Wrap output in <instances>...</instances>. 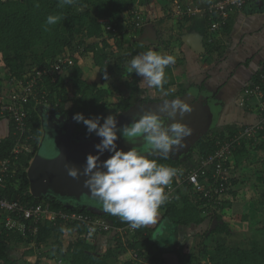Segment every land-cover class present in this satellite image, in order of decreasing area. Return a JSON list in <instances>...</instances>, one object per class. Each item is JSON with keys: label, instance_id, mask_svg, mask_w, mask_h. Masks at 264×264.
<instances>
[{"label": "trees", "instance_id": "obj_1", "mask_svg": "<svg viewBox=\"0 0 264 264\" xmlns=\"http://www.w3.org/2000/svg\"><path fill=\"white\" fill-rule=\"evenodd\" d=\"M156 2L163 10L161 12L163 14L159 11L162 17L158 20L162 23L165 20L163 16L165 4L162 5L164 0H76L74 5L64 7L58 6L59 0H0V71L4 73L6 87L14 90L37 70L42 72L43 80L42 82L39 80L41 83L24 105L29 114L28 132L34 136L31 144L35 150L32 153L21 151L12 159L11 172H14V175L8 176L4 187H0L3 196L28 204L46 202L56 210L101 216L116 226L128 225L118 216L109 215L103 210L97 213L82 205L68 206L58 197H35L30 190L28 168L39 149L43 136L40 116L42 108L67 117L74 125L75 135L88 140L96 135H89L86 126L73 119L76 113H83L86 117L106 118L107 109L110 106H115L120 112L131 107L129 97L118 98L115 94L117 88L104 85L115 69L112 55L120 60V62L115 61L118 68L126 58L125 55L119 57L115 53H110L108 48L112 45L111 39L115 38L114 44L122 49L128 35L133 36L136 32L139 33L143 28L136 27L134 11L140 13L146 22L147 15L150 13L147 9ZM49 14H58L63 18L57 24L48 26L49 30L45 31V20ZM228 20L225 26L228 25ZM208 21L211 29L209 18ZM66 55L74 59V64H66L62 71H54L50 74L48 71L52 69L53 64L58 62L60 56ZM82 59L83 66L80 65ZM168 72H171L170 67L166 69V74ZM69 73L70 80L67 79ZM167 76L169 83L166 87H169L174 80L172 76L171 78ZM54 77L57 79L53 82ZM261 81L258 84L262 85ZM68 83L74 91L73 97L68 94ZM127 84L133 91H137L140 87L138 76L128 73ZM69 101H72L73 105L64 109L63 105ZM9 124L8 135L0 139V160L11 156L18 137L13 123L10 121ZM263 133L264 131L261 132ZM220 134L227 135L226 132ZM248 144L246 141L242 142L234 153L235 171L230 185L232 187L228 192L233 200L226 198L221 207L212 210L208 208V200L201 192L194 190L189 184H184L185 186L176 192L175 199L162 207L165 211L164 216L169 217L176 225L193 226L200 225L206 219L210 222L217 220L210 232L208 229L204 231V240L196 248L187 252L177 247L164 248L167 252L175 253L182 264H264V241L254 236L247 247L238 243L228 244L225 238L230 236L232 231L221 214L225 207H231L235 213L241 214L243 219H248L250 216L246 208L248 203L246 191L251 188V179H243L242 174L248 160L256 155L255 151L264 150V140L258 144L254 141L250 143L251 145ZM253 144L256 145L252 147ZM199 145L202 153L208 155L215 150V138L209 143L199 142ZM158 162L176 167L179 172L180 160L167 159L158 160ZM257 162L262 165V169L254 184L260 185V183L264 184V156L258 158ZM180 177L178 173L173 183H178ZM209 178L207 176L204 179L201 176V180ZM238 186L245 192H240L241 189L237 188ZM261 202L263 203L264 199ZM261 227L259 231L264 230V225ZM68 228L72 229L74 226H68ZM77 228V238L70 241L65 249V226L61 221L57 224L45 221L39 224V231L35 235L23 236L17 232H7L0 213V264H30L31 262L47 264L46 261H52L55 258H62L65 264H116L117 254L127 250L137 252L140 257L148 259L147 261L151 260L158 264L162 262V251L160 253L152 251L153 246L157 245L156 240L153 241V228L145 226L135 229L133 237L130 235L132 238L127 244L122 238L117 237L120 244L116 249L110 248L105 253L100 252L95 244L88 242L84 228ZM11 245H16L15 248L20 252L17 257L10 253ZM46 245H50L51 248L43 250ZM130 263L133 264L134 261Z\"/></svg>", "mask_w": 264, "mask_h": 264}, {"label": "crops", "instance_id": "obj_2", "mask_svg": "<svg viewBox=\"0 0 264 264\" xmlns=\"http://www.w3.org/2000/svg\"><path fill=\"white\" fill-rule=\"evenodd\" d=\"M166 1L165 5L166 3L170 5L173 3V0ZM210 1L177 0L176 2V4L199 6L202 8L207 23V27L204 30H200L197 24L194 23L197 13L194 16L186 18L175 16L178 28L172 33L174 36H170L172 39L170 37L163 39L162 31L161 33L159 31L155 33L156 31L153 32L152 28L145 27V25V28L143 27L139 33H135V35H139L140 41L133 38L132 49L134 53H141L151 48L164 54L175 55L176 57V63L170 66L171 72L167 73L169 77L172 76L174 81L169 87L165 85L163 91L149 88L146 84L143 87L146 86L148 89L142 88V77L138 76L140 87L139 91H137L139 93L143 91V96L140 97L142 103H139L133 110L136 113L158 110L165 100H171L177 96L190 103L193 107L191 113L183 117L178 115L175 118L181 120L193 130L192 134L185 138V147L179 151H173L168 158L180 160L181 164L179 165L178 172L180 176H183L185 171L196 166L198 161L206 156L202 153L203 151L199 142L209 143L211 139L216 138L223 132L235 133L245 125L256 123L262 116L258 107L260 98L255 95L249 96L247 90L253 89L260 83L261 79V84L263 85L264 83V0H250L243 9L234 12L230 16L228 25L218 30V33L212 32L209 28L206 8L209 6ZM161 9L162 7L157 8V11ZM188 34H193L199 38L203 44V48L199 46V50H196L190 46L184 39ZM135 35H128V37L132 38ZM80 65L83 66V59ZM12 90L7 88L5 83V86L0 87V94L7 95ZM168 92L169 94L165 95ZM243 100L244 104L241 103ZM134 102L131 103L135 104ZM66 121L70 120L67 118ZM9 122L8 120L0 121V139L8 135L10 131ZM252 141L250 139L246 142L249 143L248 145H251ZM256 144H253L252 147ZM255 152L256 155L252 160L248 161L243 172L248 169L253 170V167L259 163L257 159L259 158V154L261 155L262 153L260 150H256ZM259 169L261 170V168ZM248 177H251V175H247ZM242 178L245 179L243 175ZM237 188H240V186ZM231 198L233 197H229L230 200ZM246 208L249 212L250 207L248 203L246 204ZM230 209L232 208L225 207L221 211V214L223 220L231 228L233 225L225 220L224 217L227 210ZM164 212L161 209L156 224L146 226L147 228L154 229L153 241L156 240L157 245L153 246L152 251L155 253L162 251V262L159 264H182L175 253L167 252L164 248L166 246L170 247V249L177 247L182 248L184 252L196 248L204 240V231L208 229L210 232L213 226L215 227L217 220L214 219L216 220L215 225L214 220L210 222L209 219H206L200 225L181 226L174 224L169 217H165ZM165 220L169 222V228L174 234V241L172 243H165L161 237L155 235V232ZM232 231L230 237L233 238L234 243H239L234 238L233 229ZM246 231L243 228L241 233L245 234ZM77 235V227L65 229V249L69 246L70 241H74L77 238ZM130 235L133 237L134 234ZM251 238L252 236L248 240H251ZM87 240L89 243L95 244L97 249L102 253H105L110 248L116 249L117 245L120 244L114 232L96 233L92 237L87 238ZM158 244L160 245L158 246ZM15 246L11 245L10 253L12 256L14 254L17 257L20 252ZM45 247L50 248V245H46ZM133 252V250H127L118 253L116 264H131L130 261H134ZM149 261L151 264H158L151 260ZM33 263L31 262L30 264ZM133 264H135V261Z\"/></svg>", "mask_w": 264, "mask_h": 264}, {"label": "clouds", "instance_id": "obj_3", "mask_svg": "<svg viewBox=\"0 0 264 264\" xmlns=\"http://www.w3.org/2000/svg\"><path fill=\"white\" fill-rule=\"evenodd\" d=\"M75 3L76 0H59L58 6ZM62 18L58 14H49L44 30L48 31V26L57 24ZM175 63V55L149 48L135 55L126 70L142 77L141 86L146 84L149 88L163 91L168 83L166 69ZM105 76L107 77L106 72ZM192 111L190 103L177 96L165 100L158 110L137 113L130 123L122 126L118 125L117 115L110 114L105 118L86 117L83 113H76L73 119L77 123L82 122L88 134H95L100 142L95 145L96 154L87 155L82 170L75 165H65L68 175L73 179H79L83 175L86 178L84 186L90 190V195L96 198L102 210L109 215L118 216L130 229L156 224L162 207L170 201V187L178 175L176 167L158 160H167L173 151L185 147V138L193 130L175 118ZM229 134L231 133H227ZM121 137L132 145L129 150L118 148L117 141ZM105 152L110 155L101 160L100 157ZM234 153L230 161L232 179L235 171ZM250 160L252 159L248 161ZM227 195L230 196V193ZM89 231H94V228L90 227Z\"/></svg>", "mask_w": 264, "mask_h": 264}, {"label": "built area", "instance_id": "obj_4", "mask_svg": "<svg viewBox=\"0 0 264 264\" xmlns=\"http://www.w3.org/2000/svg\"><path fill=\"white\" fill-rule=\"evenodd\" d=\"M250 0H211L206 8L207 17L210 20L212 31L222 29L231 14L245 7ZM199 6L176 4L173 13L179 18H186L196 15L201 12ZM135 25L137 28H143L145 20L140 13H133ZM108 28H111L108 26ZM66 64H74V59L69 56H60L58 62L53 64L50 74L54 71L60 72ZM57 78H53V82ZM42 80V72L37 70L31 74L25 81L17 85L9 94L0 95V121H11L17 133V140L12 148L11 156L0 160V187H4L8 176H13L11 172L12 159L17 157L19 152L32 153L34 146L31 140L34 136L29 131V114L24 105L28 102L29 96L36 89L39 82ZM249 96H257L260 98L258 107L262 113L259 121L253 124L245 125L239 131L231 133L226 137L219 134L215 138V150L208 155L202 157L198 164L188 169L183 176L178 179V183L171 184L170 201H173L176 192L184 184H189L198 192H201L208 200V208L214 210L221 207L225 197L231 189L232 170L231 156L234 151L241 146V143L252 139L255 143L264 140V86L256 85L253 89L247 90ZM244 104V100L241 102ZM42 142V140H41ZM40 142V144H41ZM40 148V145H39ZM262 155V154H261ZM263 157V156H259ZM201 176L207 180H201ZM0 213L1 221L7 232H17L23 236H33L39 231V224L45 221H50L54 224L62 222L65 229L68 226L82 227L85 230L86 238H90L96 233L114 232L117 237L122 238L124 243H128L131 239L129 234H134L133 229L129 225L116 226L111 221L101 216H94L77 211L56 210L46 202L28 204L18 199L11 200L3 196L0 191ZM94 228V231H89V228ZM133 260L136 264H151L149 261L140 257L137 252H133Z\"/></svg>", "mask_w": 264, "mask_h": 264}, {"label": "rangeland", "instance_id": "obj_5", "mask_svg": "<svg viewBox=\"0 0 264 264\" xmlns=\"http://www.w3.org/2000/svg\"><path fill=\"white\" fill-rule=\"evenodd\" d=\"M165 1L162 2V5L165 4ZM168 1V0H167ZM166 1V2H167ZM177 0H173L172 5L167 4L163 7L164 11H165V21L163 23L158 22V19L161 18L159 15V10L157 11L158 7V2H156L155 4L157 6H155V4L153 5V3L148 7L147 10H150V13L147 15V19H146V24L145 27H149L152 28V30H154L153 32L157 33V31H159L161 33L162 31V38L164 39H168L170 36H174L172 33L176 31V29L178 28V23L175 22L176 17L175 15H173V10L174 7L176 6ZM163 12V10H160V14ZM167 18V19H166ZM194 23L197 24V27L200 30H204L207 27V23H206V18L204 16V12H200L197 14V16L195 17ZM144 27V28H145ZM159 29V30H158ZM160 36V34H159ZM172 37H170V39H172ZM133 38H135L137 41H140V37L138 34L135 35V37H126L125 38V46L120 49L119 47H117V45H115V38L111 39L112 45L109 46L108 51L110 53H115L117 54L119 57H122L123 55L126 56V58L123 60L122 65L120 66V68L116 67L117 64L116 62H120V60H117L118 57H115L112 55L113 57V64L115 66L114 72L113 74L107 79L106 83L104 85L106 86H112L113 88H117L118 90H116L117 97L118 98H125V97H129L130 98V103L134 102L135 104L131 103V107L133 104V108H135L139 103H142L140 100V97L143 96V91L142 93L134 92L133 89L131 88L130 85L127 84V79H128V72L126 70L127 65L129 63V61L137 54L139 53H134L132 46H133ZM170 41V40H169ZM126 51V53H125ZM116 61V62H115ZM71 74H68V78L67 79H71ZM5 79H4V73H2L0 71V87L5 86ZM68 88V94L69 96L73 97L75 96L74 91L72 89V86L70 83H68L67 85ZM142 88L148 89L146 86ZM138 93V94H136ZM73 105L72 101H69L67 103H65L63 105L64 109H68ZM139 108V107H138ZM107 113L108 115L112 114V115H117V117L122 114L123 112L118 111L115 106H110L107 109ZM118 113V114H117ZM63 116V115H62ZM64 117V116H63ZM67 119V117H64ZM54 143L53 141H49L46 140L44 142V146L41 149V152L43 154H52L54 151ZM52 147V148H51ZM261 153L262 155L259 154V156H264V150L261 149ZM262 169V165L260 163L257 164V166H255V169L253 170H246L243 172V177L247 178V175H251V177H248L249 179H251V188L247 193V200H248V204H249V213L250 216L248 219H243L242 215L239 213H235L232 209L227 210V213H225L224 217L225 220L229 221L230 224H232L233 226L231 227L234 230V238L235 240L239 241L238 244L242 245V246H249L250 245V240H248L251 236L252 238L255 236L256 238L260 239L261 241H264V230L263 231H259L258 229H260L261 226L264 225V202L262 203L261 200L264 199V184L260 183V185H253L254 181H257V177L260 175V169ZM253 171V172H252ZM253 180V182H252ZM241 189V188H240ZM240 192H245V190L241 189ZM228 198L231 197L229 195H227ZM231 200H233L231 198ZM263 224V225H262ZM243 228L245 230H247L245 232V234L241 233L243 231ZM262 228V227H261ZM231 229V231H232ZM240 229V231H239ZM236 230V232H235ZM233 232V231H232ZM241 233V234H240ZM155 235L158 237H161V239L165 242V243H172L174 241V234L171 232V229L169 228V222L167 220H165L163 222V224L161 226H159V228L157 229V231L155 232ZM251 238V239H252ZM226 241L229 244H236L233 242V238L230 236H226ZM51 248V247H50ZM48 247H44L43 250H47L50 249ZM47 264H65V261L62 258H55L52 261H46Z\"/></svg>", "mask_w": 264, "mask_h": 264}, {"label": "water", "instance_id": "obj_6", "mask_svg": "<svg viewBox=\"0 0 264 264\" xmlns=\"http://www.w3.org/2000/svg\"><path fill=\"white\" fill-rule=\"evenodd\" d=\"M184 39L196 50H199V46L203 48L200 39L193 34H188ZM125 113L123 112L122 114L124 115ZM40 116L43 125V138L40 148L28 168L32 194L37 198L52 196L58 197L65 202L73 201L74 204L67 203L68 206L82 205L97 213H101V210L95 207L96 203H98L96 198L92 197L90 190L84 186L86 178L81 175L79 179H73L68 175L65 168L66 164H70L82 170L87 155L89 153L96 154L95 145L100 142V138L95 136L87 140L81 138L80 135H75L72 121L69 122L71 132L70 137L67 138L58 131L57 127L60 121H54L55 115L51 111L42 108ZM46 140L54 143L52 154L46 155L41 152ZM117 145L118 148H122L125 151L132 147L122 137L118 139ZM109 155L110 153L105 152L100 159L105 160ZM215 222L216 220H214V225Z\"/></svg>", "mask_w": 264, "mask_h": 264}, {"label": "flooded vegetation", "instance_id": "obj_7", "mask_svg": "<svg viewBox=\"0 0 264 264\" xmlns=\"http://www.w3.org/2000/svg\"><path fill=\"white\" fill-rule=\"evenodd\" d=\"M125 113L124 115L123 114H120L118 117H117V120H118V125L122 126L126 123H130L131 120H132V117L134 115H136L137 113L130 107L128 110L126 111H123ZM53 113V112H52ZM55 115V118H54V121H60V123L58 124L59 126L57 127L58 131L60 133H62L63 135H65L67 138L70 137V132H71V126L69 125V122L70 121H66L67 119L64 118L62 115L60 114H56V113H53ZM61 117V118H60ZM63 124V126H62ZM47 137H49L47 135ZM43 138V136H42ZM65 202V201H64ZM69 203V204H74L73 201H68L66 202V204ZM96 209H99V210H102V208L99 206L98 203H96Z\"/></svg>", "mask_w": 264, "mask_h": 264}]
</instances>
